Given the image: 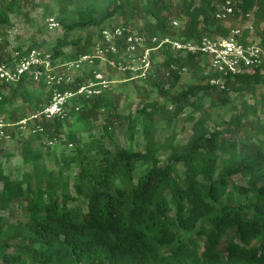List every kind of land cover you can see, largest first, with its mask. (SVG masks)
Wrapping results in <instances>:
<instances>
[{"label":"trees","instance_id":"obj_1","mask_svg":"<svg viewBox=\"0 0 264 264\" xmlns=\"http://www.w3.org/2000/svg\"><path fill=\"white\" fill-rule=\"evenodd\" d=\"M52 1L0 0V62L11 59L5 32L12 18L28 21L26 9L36 7L43 19L56 8L62 35L46 50L60 62L89 52L96 32L112 25L195 43L204 36H226L249 14L255 37L264 45V0H229V25L215 17L226 0ZM88 27L97 30L83 35ZM247 32L243 28L240 40ZM31 48H40L34 39L26 48L13 49ZM150 57L152 71L134 92L142 96L134 111L121 106L115 112L116 100L106 91L101 97L75 99L80 110L71 108L63 121H42L43 134L26 137L10 131V140L24 136L19 139L20 157L35 170L22 180L12 178L0 157V212L20 199L27 216L25 222L9 223L0 214V264H264V140L259 137L264 122L257 121L264 119V73H236L220 89L207 81L213 74H204L206 58L201 54L163 47ZM184 74L190 75L189 83L175 91ZM31 86L41 87L34 103ZM42 87L25 77L12 84L0 81V117L17 122L37 110L48 99ZM258 87V99L252 104L244 100L243 111L230 118L228 126L243 134L227 139L224 134L231 130L219 128L222 121L204 110L205 102L211 108L230 106L232 94L253 95ZM151 91L161 96V103L148 100ZM21 105L26 109L19 110ZM169 105V120L187 114L183 120L192 133L183 144L155 138L156 117ZM104 112H115V119L126 113L128 138L132 141L139 132L143 147L119 143L110 122L103 135L84 144L78 142L75 127L65 130L73 122L88 131ZM46 140L55 143L49 146ZM69 144H74V154L61 149L57 171L39 164L44 155L55 157L54 150ZM71 164L78 169L72 178L66 174ZM140 165L144 167L138 171ZM237 175L243 185L232 181ZM78 198L85 201V210L71 204Z\"/></svg>","mask_w":264,"mask_h":264},{"label":"built area","instance_id":"obj_2","mask_svg":"<svg viewBox=\"0 0 264 264\" xmlns=\"http://www.w3.org/2000/svg\"><path fill=\"white\" fill-rule=\"evenodd\" d=\"M232 12L231 3L226 0L215 17L229 25L228 18ZM246 17L251 20L249 14ZM172 24L175 26L178 22L173 21ZM46 27L54 31L61 25L54 16H50L46 18ZM245 28L248 34L244 40L239 38L243 29L235 27L226 36H204L192 43L166 35L148 36L131 32L126 26H106L96 32L89 52L62 62L42 48L23 52L11 48V59L0 62V81L12 84L25 77L30 82L48 87V99L17 122H7L0 117V141L10 140V131L14 127L23 135L43 134L45 129L41 125L42 121H63L71 108L74 112L80 110V105L74 103L75 99L101 97L111 90L114 83L146 79L152 71L151 53L163 47L205 56L204 74H213L207 81L220 89L225 88L226 77L236 73L256 70L264 73V45L258 38L251 36L254 29L252 23ZM181 71L184 72L185 68ZM67 86L73 88L59 89ZM46 143L53 145L55 142L46 140Z\"/></svg>","mask_w":264,"mask_h":264},{"label":"rangeland","instance_id":"obj_3","mask_svg":"<svg viewBox=\"0 0 264 264\" xmlns=\"http://www.w3.org/2000/svg\"><path fill=\"white\" fill-rule=\"evenodd\" d=\"M43 2H53L52 0H43ZM27 12V18L28 21L24 20L25 17H17V19L12 18V25L6 30L5 35V41L7 43V50L10 51L11 48H14L15 46L19 45L22 48L28 47L29 42L34 39L38 44L39 47L46 50L50 47V45L55 41V39L58 36L62 35V28L60 27L58 30L50 31L46 27V19L42 18V10L39 7L36 8H28L26 9ZM54 17L57 16L56 8L54 10L53 15ZM251 23V20H247L246 22H241L239 24V28H245L248 24ZM230 23V22H229ZM264 24V23H263ZM262 24V25H263ZM177 26V25H175ZM242 28V29H243ZM96 28L94 27H88L85 30L82 31V34L85 35L88 32H96ZM251 36H255V30L253 29V32ZM190 75L184 74L182 76L181 81L176 85L175 91L179 90L181 87H183L184 84L189 83ZM140 80L135 79L131 81H125V82H118L114 83L111 86V90H109V93L113 95V98L116 100V110L115 112L120 111L121 106H127L129 108L130 112L134 111L138 100L142 97L138 94H134L135 90L137 89ZM43 90H47L48 87H42ZM38 89L41 90V87L31 86L30 89H28V92L31 96V102L34 103V96L37 95ZM261 89L258 87L254 94L251 95L249 93H243V94H232V103L230 106H224V107H215L211 108L208 106V101L204 104V110L206 112H210L212 114L213 119L216 122L222 121V125L219 127L220 129L228 128L230 118L235 115L236 113L242 112V102L246 100L248 104H252L258 99L259 93ZM6 93L8 91L6 90ZM160 95L156 94L155 92L151 91L149 93L148 100H154L158 99L159 102H162V98ZM25 105H21L19 107V110H24ZM112 116L109 115V113L104 112L101 113L97 120L91 121L90 128L88 131H84L82 129V124L75 125L73 122H70L68 126H65V130L72 129L75 127V132L78 135V142L80 144L87 143L88 140L91 137H99L100 135H103V126L110 122L111 124V130L115 134V139L121 143L123 146H133V147H143V139L142 135L137 132L134 134V138L132 141L128 138V132H127V126L129 124V121L127 120V114H124V118L115 119L113 114ZM172 112V107L169 105L164 110L161 111V113L156 117L158 124L156 126V133L155 138L158 142H164V140H172V143L174 144H183L185 143L189 138H191V126L190 124H187L184 122V118L187 116H180L177 119H173V121L169 120L170 115ZM31 113L30 111L28 114ZM27 114V115H28ZM26 115V116H27ZM198 116V115H196ZM253 116H249L248 119H252ZM246 120V119H245ZM256 120V119H255ZM259 123H263L264 119L257 120ZM109 124V125H110ZM244 125V124H243ZM210 126H212L210 124ZM17 127H14L13 132L15 133ZM229 129L231 131L225 132L224 137L227 139L233 140L237 139L238 136H241L243 134L242 130L240 132L236 131V129L233 126H230ZM238 130V129H237ZM29 129L25 132L28 133ZM260 135V134H259ZM28 135H26L27 137ZM172 136V139H171ZM261 139L264 140V135L259 136ZM24 138V136L20 137ZM18 137H12L9 141H2L0 142V157L4 163L5 169L10 172V175L12 178L16 179H23L26 175H31L34 172V164H24L21 160L20 153H19V139ZM25 139V138H24ZM62 143V142H61ZM103 143L106 146H109V140L108 138L103 139ZM64 144V143H63ZM53 146V145H49ZM57 146V144L55 145ZM54 146V147H55ZM59 146V145H58ZM74 148L73 146L68 147H60L56 150H54L55 157L52 156V153L49 155H44L42 158V161L39 162L40 165H43L48 170H55L57 171L58 165L55 160V158H58V153L63 149V153L71 156L73 155L74 151L72 150ZM43 154L45 150H42ZM11 154L8 158L6 157L7 154ZM71 154V155H70ZM222 154H220L219 159L222 158ZM7 158V159H6ZM144 166L140 165L138 168V171H141ZM78 171L77 166L74 164H71L66 168V174L69 177H73V174H75ZM139 173V172H138ZM232 181L237 185H243L244 180L241 178V176L237 175L235 176ZM70 191L73 196H75V193L73 189L70 188ZM83 198H78L75 201H72L73 206H80L85 210V201L82 200ZM25 201L24 200H16L13 202L12 206L3 212H0L1 216L5 219V222L9 223H16L18 221L25 222L26 221V211H25ZM70 204V205H71Z\"/></svg>","mask_w":264,"mask_h":264},{"label":"crops","instance_id":"obj_4","mask_svg":"<svg viewBox=\"0 0 264 264\" xmlns=\"http://www.w3.org/2000/svg\"><path fill=\"white\" fill-rule=\"evenodd\" d=\"M26 81H28V80H26ZM29 114H30V113H29ZM29 114H28V115H29ZM28 115H27V116H28ZM25 117H26V116H25Z\"/></svg>","mask_w":264,"mask_h":264}]
</instances>
